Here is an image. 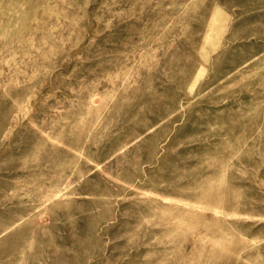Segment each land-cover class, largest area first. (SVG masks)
Wrapping results in <instances>:
<instances>
[{
    "label": "rangeland",
    "instance_id": "rangeland-1",
    "mask_svg": "<svg viewBox=\"0 0 264 264\" xmlns=\"http://www.w3.org/2000/svg\"><path fill=\"white\" fill-rule=\"evenodd\" d=\"M0 264H264V0H0Z\"/></svg>",
    "mask_w": 264,
    "mask_h": 264
}]
</instances>
